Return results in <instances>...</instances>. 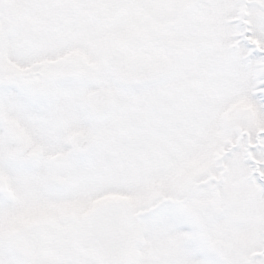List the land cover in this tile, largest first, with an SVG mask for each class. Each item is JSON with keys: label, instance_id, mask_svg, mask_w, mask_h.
I'll return each mask as SVG.
<instances>
[{"label": "snow or ice", "instance_id": "snow-or-ice-1", "mask_svg": "<svg viewBox=\"0 0 264 264\" xmlns=\"http://www.w3.org/2000/svg\"><path fill=\"white\" fill-rule=\"evenodd\" d=\"M0 264H264V0H0Z\"/></svg>", "mask_w": 264, "mask_h": 264}]
</instances>
